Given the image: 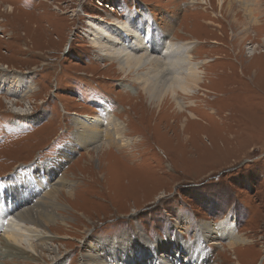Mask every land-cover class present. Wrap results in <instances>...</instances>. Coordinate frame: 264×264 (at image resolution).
Returning a JSON list of instances; mask_svg holds the SVG:
<instances>
[{"label":"rangeland","instance_id":"374dc122","mask_svg":"<svg viewBox=\"0 0 264 264\" xmlns=\"http://www.w3.org/2000/svg\"><path fill=\"white\" fill-rule=\"evenodd\" d=\"M232 1L235 26L218 0L212 8L197 0H0V81L12 78L0 89V181L59 162L76 186L74 198L61 195L69 223L53 228L62 263L47 264H80L95 238L123 232L157 244L181 231L193 250L199 227L209 235L206 222L224 228L227 219L243 242L230 249L228 235L210 234V262L264 264V0L258 17ZM136 9L151 13L168 41H200L192 55L205 79L180 94L182 112L171 97L154 106L134 73L125 77L106 47L89 42L94 18L123 21ZM16 77L36 86L28 100L14 94L24 90ZM106 113L132 139L103 157L115 169H100L98 154L73 142L75 119ZM5 241L0 233V264H38L12 255Z\"/></svg>","mask_w":264,"mask_h":264},{"label":"bare ground","instance_id":"6f19581e","mask_svg":"<svg viewBox=\"0 0 264 264\" xmlns=\"http://www.w3.org/2000/svg\"><path fill=\"white\" fill-rule=\"evenodd\" d=\"M212 2L213 0H197L196 3L205 4L207 7L210 4L212 8ZM234 3L232 0H218V7L232 17L231 24L235 26L238 24L236 20L238 11L234 7L237 4ZM261 4V0H243L242 7L245 11H248V8L253 9L250 10L251 14L253 17H258L263 10ZM94 19L97 21L90 23L93 27L92 37L89 40L92 46L96 45L99 51H103L102 48L106 47L110 52L107 54L109 59L117 63L125 77L134 73L136 76L133 78V83L141 85L154 106H160L165 99L171 97L176 108L182 112L184 104L180 94L186 96L194 93L195 90L200 89L205 79L200 68L201 63L195 62L192 55V51L200 41L197 39L180 43L168 41L167 35L152 20V14L149 12L143 14L138 9L131 11L123 21L117 18L110 21ZM241 23L244 21L242 20ZM243 32L246 38L247 27ZM121 38L125 44L116 45L121 42ZM251 52L254 56L262 55L257 47L251 49ZM11 79L9 77L6 80L2 79L0 89ZM13 80H19V85L23 81L21 87L24 90L14 93L19 94V97L26 96L28 100V96L36 90L32 81L25 80V77L19 79L16 77ZM130 87L124 89L133 90ZM8 92L13 93L11 88ZM19 103L16 101L12 105ZM27 104L32 103L27 102ZM77 115L76 113L75 116ZM191 120L195 121V118ZM73 122L76 127L80 126L76 128L77 137L73 138V142L91 150V153H97L101 162L100 169L113 167L110 163H107L108 165L102 163L103 157L111 152L110 147L121 148L132 142V139L126 136V126L114 114L106 113L104 117L93 118L81 116ZM89 157L92 158V155L89 154ZM59 166V162H48L36 168L28 167L24 172H17L0 181V233L4 234L6 246L11 254L19 256L22 260L29 259L38 264H47L50 261L62 263V255L66 250L62 251L54 246L56 237L53 235V228L58 222L69 223L70 216L66 215L69 205L62 200L61 195L74 198L76 186L69 180L68 175L61 174ZM228 221L227 219V226L224 228L222 224L225 223L222 222L217 224L206 222L205 225L209 228V235L212 234L211 239H221L228 235L227 246L234 249L240 242L242 244L243 239L228 225ZM207 224H210L209 227ZM205 232L199 227L196 234L198 239L192 243L193 250L186 247L189 245L184 242V234L181 231L173 240H160L157 244L147 240L143 242L138 236L129 232H123L112 240L95 238L94 243H89L90 250L81 256L80 264H212L210 255H206L208 240L205 239L210 236Z\"/></svg>","mask_w":264,"mask_h":264}]
</instances>
